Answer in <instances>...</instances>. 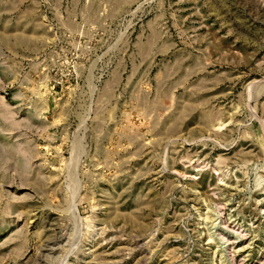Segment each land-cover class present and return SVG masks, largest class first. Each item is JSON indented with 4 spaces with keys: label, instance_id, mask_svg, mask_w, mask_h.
<instances>
[{
    "label": "rangeland",
    "instance_id": "rangeland-1",
    "mask_svg": "<svg viewBox=\"0 0 264 264\" xmlns=\"http://www.w3.org/2000/svg\"><path fill=\"white\" fill-rule=\"evenodd\" d=\"M0 264H264V0H0Z\"/></svg>",
    "mask_w": 264,
    "mask_h": 264
}]
</instances>
